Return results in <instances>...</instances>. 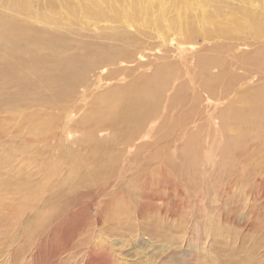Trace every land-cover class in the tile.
Returning <instances> with one entry per match:
<instances>
[{
    "label": "rangeland",
    "instance_id": "obj_1",
    "mask_svg": "<svg viewBox=\"0 0 264 264\" xmlns=\"http://www.w3.org/2000/svg\"><path fill=\"white\" fill-rule=\"evenodd\" d=\"M261 49L264 0H0V264H264Z\"/></svg>",
    "mask_w": 264,
    "mask_h": 264
},
{
    "label": "bare ground",
    "instance_id": "obj_2",
    "mask_svg": "<svg viewBox=\"0 0 264 264\" xmlns=\"http://www.w3.org/2000/svg\"><path fill=\"white\" fill-rule=\"evenodd\" d=\"M93 9H96V7H94ZM85 10H87V9H85ZM87 14H88V12H87ZM176 48L179 49V47H176ZM179 53H182V52H179ZM256 53L258 54L257 65L249 64L248 67H249L250 72H260V71H263V69H264V50L261 49ZM254 54H255V52H245V51L240 52V55H242L243 58H245L247 60H249V56L254 55ZM97 63L98 64L104 63V59H98ZM73 71H75V69L72 65L70 67V70H69L67 75H70ZM262 77H264V76H262ZM156 82H157L156 79L153 80V78H150V80L136 86L133 93L130 92L132 100L129 103H127L126 105H124L123 106L124 108H126V109L132 108V107L136 106L140 100V105L134 112L129 113V114H125L126 118L128 119V122L130 124L131 130L136 131L137 128L139 127V126L135 125V123L137 122V119L140 116H142L143 119L145 120L147 117H149L155 113V112H151L148 108L145 107L144 101L146 99L152 98L154 96V94L156 92V85H155ZM224 85L226 86V88L230 87V84L228 82L224 83ZM259 87H260L259 92L250 94L244 98L243 101L246 105L244 108L236 107L235 110H230V111L225 110L224 114L229 115L235 124H237V122H235V120H234L235 118H239V120L243 117H246V120L252 119L251 121H249V124L259 122L262 119L264 120V82H262L259 85ZM135 97H136V100L134 102ZM102 103H109V99H107L105 96H103V97L101 96L99 101L94 104V107L92 108V114H99L102 112V108L99 105ZM109 107H110V109H114V106H112L111 104ZM116 110H118V109L115 106V111ZM222 113L223 112H221V114ZM110 114L112 116H114L115 118H117L119 116V115H115V112H110ZM124 119H125V117L121 116V121H124ZM126 138H127V136H126ZM97 147L98 146H96V145L94 146V148H96V149H97ZM105 156H107L106 153H104L103 157H105ZM117 158H118V156L115 155V162H116ZM100 162H101V159L97 158L96 163L99 164ZM100 166H102V165H98L97 168ZM104 169H105V167H103L100 170L104 171ZM95 171H99V170H95ZM91 174H92V176L94 175L96 177H100L99 175L95 174V172H93ZM114 205H115V203H114ZM47 212H45V213H47ZM43 213L39 217V221H38L39 223L43 221L42 218H44V216H45V214H43ZM46 217H47V215H46ZM45 221H46V219H45Z\"/></svg>",
    "mask_w": 264,
    "mask_h": 264
}]
</instances>
